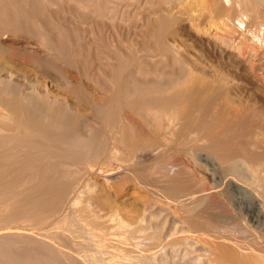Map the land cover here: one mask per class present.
Returning a JSON list of instances; mask_svg holds the SVG:
<instances>
[{
    "label": "bare ground",
    "instance_id": "obj_1",
    "mask_svg": "<svg viewBox=\"0 0 264 264\" xmlns=\"http://www.w3.org/2000/svg\"><path fill=\"white\" fill-rule=\"evenodd\" d=\"M154 1L149 44L104 96L75 91L54 70L53 31L38 19L35 42L30 27L14 30L13 45L0 41V264H264V109L236 99L242 69L264 93V0ZM171 143L199 150L203 173H177L164 199L128 197L157 177ZM208 192L242 225L194 216Z\"/></svg>",
    "mask_w": 264,
    "mask_h": 264
},
{
    "label": "rangeland",
    "instance_id": "obj_2",
    "mask_svg": "<svg viewBox=\"0 0 264 264\" xmlns=\"http://www.w3.org/2000/svg\"><path fill=\"white\" fill-rule=\"evenodd\" d=\"M6 1H8L7 3H9V0ZM10 1L11 2L13 1V3L10 2L11 3L10 6L14 4V2L15 4H17L16 5L17 7H15L13 10L11 9L8 10L10 6L6 9V6H8V4L7 3L5 4V0H0V3L3 2L6 5L4 6L5 8L2 6V3L0 5V9L4 10L3 12H5L4 15L2 14L3 17H1L2 15L0 14L1 15L0 28L3 27V29H5L6 28L5 26L8 27V24H10L9 25L10 28L8 29L9 32L8 30H6L7 28L5 29V31H1L2 33L7 32L6 34L7 36L3 38V35H0V41L4 42L7 45H13L14 44L13 42L20 34L19 32H21V30L27 31L29 29V28L27 29V27H30V30H33L32 33L33 32L35 33L34 29L31 28L33 27V25H31V21L33 22L34 20L38 19V21L43 23V24L41 23L42 27L45 28L47 32L53 31L52 33L50 32L51 35H49L50 33L49 32L47 33L42 28L50 36L49 38L50 40L51 38H53V40L56 41L55 44L53 43L55 45V47L53 45L54 47L53 53L58 54L61 60L59 61L58 66L54 68V70L60 71L61 76L64 77L69 82H71V84L73 85V89L75 91L80 90L89 93L92 96H98V95L104 96L103 94L107 90V88H109L111 81L121 73L124 76L122 70L123 69L125 70L126 66L128 68L129 66L128 64L132 63V61L130 62L131 59L134 61L135 58L133 59V57H135L136 56L135 54H137L136 52L139 51L140 48L139 46L141 42L145 44L147 42V39L149 38L148 31H151L152 29L151 28L149 30V27H151L150 25L153 24L155 20V16L152 15V12L155 8L157 9L158 7V4L156 5L154 0H10ZM14 6L15 5H13V7ZM152 8L154 9L152 10ZM5 9L8 11L6 12ZM149 12H151V14H149ZM7 20L8 21L10 20V22L12 20L13 21L12 24L14 26H12L11 23H8ZM5 22L7 23L6 25L4 24ZM23 27H25L26 30ZM14 30L15 32L18 31L19 33V34L16 33V37L14 36L15 34ZM30 30L26 32L29 35L31 33ZM23 33L25 34V32ZM34 33L33 35H31L32 38H30V40L32 39V42L36 41L35 38L36 34ZM28 34H26V36H28ZM19 36H21V34ZM143 41L146 42L144 43ZM148 42L146 43L147 45L149 44ZM22 61L25 62L26 70L30 74L31 72L29 71V69L33 62L29 59ZM122 63H124L125 65ZM130 67L129 70L126 69V71L128 70L127 72L132 70V65ZM117 68L120 69L119 70L121 71L120 74H117L119 72ZM126 71L125 74H128ZM113 75H115V77ZM236 75L239 78V82H240L239 83L240 90H239V94L237 95L239 97L236 96V99L238 100L237 103L248 106L249 109L252 111L256 109L259 110L262 108L264 109L263 106L264 93L262 91V85L258 75L255 76L253 73L247 72L245 69L244 70L242 69V72H237ZM104 84L107 85L105 86ZM54 89H56V92L58 93H64L65 90V89L61 90L56 87ZM164 150L167 151L168 153L170 150L171 156L169 157V159L158 158L155 160V162L160 163V166L157 169L158 172L157 177H152V178L144 177L146 180L143 179V181H141L142 184L140 183L137 186V189L129 190V193L127 195L128 197L131 196L132 198L133 197L132 195L134 193L135 196H139L138 194L141 193V195L143 194L145 196H149L150 198L151 197L158 198V196L160 195L161 199H164V194H165L164 186L167 185L168 181L172 177L176 176L177 173L180 175V177H183L185 174L187 175L188 168H189V172L192 173L195 171L194 169L196 168V166H197L196 169L198 170L201 169L200 171H202L203 173V169H202L203 166H201V168H198L200 167L199 165H201L200 163L202 164L204 163L202 161V158L199 159V157L202 156L201 153L198 156V153L200 152L199 150H197L198 153H195L197 151H194V149L191 148L188 152V149H185L184 147L181 146H176L174 143H171L169 146L164 147L163 151ZM240 162L241 161L235 162V167H236L235 170L238 171L235 172L237 173V175L241 174L240 177L243 175L247 179L249 178V176H251L249 174L250 170L247 169L248 167L245 168V166H247L245 163L240 164ZM189 165L191 166V169ZM227 165L221 166L222 167L221 170L224 169V171L226 170L228 172L229 170H232L234 168V164L230 165L231 168L233 166L232 169L227 168L229 166ZM193 166L195 168H193ZM192 168L193 171H190L192 170ZM218 169L220 170V167ZM185 170L187 171L185 172ZM217 170H216L217 173H224V171L219 172V170L218 171ZM233 170L232 172H234ZM184 172L185 174L182 176ZM195 172H197V174L199 173L198 171ZM245 174L249 176L246 175L247 176L246 177ZM194 175H196V173H194ZM243 176L242 178L244 179ZM249 179L251 180V178ZM249 179L247 181H250ZM146 183L150 184L151 186L152 184L154 185L152 187V190L149 189L148 186L145 187ZM225 183H223L222 186H227V184ZM208 186L210 187V184H207V186L205 187L208 188ZM223 188L225 189V187H222V190L225 194H228L227 198L231 201L234 198L232 197L234 196V193H232V191L229 188L227 189L230 190L231 192L228 191L229 193H227V190L224 191ZM154 194H156L157 196ZM207 194L208 195L204 197L203 201L196 209L197 212L196 214H194V216L199 215L198 213L199 211L201 216V211H203L206 214L205 216L203 214L202 217L203 218L205 217L204 218L205 220L210 219L209 221H211V218L213 219L214 216L218 214V219L216 220L214 218L211 221L212 223L221 224L220 222L224 220L222 221V223L226 221V225L228 224L227 223L228 221H230L229 223L233 222V225L228 224L227 228L230 226L229 228L232 229V226H234L236 223L237 224L235 227H237L238 223L240 224V222H238L239 220H237L238 216L234 214L235 211L232 210V214H234L233 217L236 216L237 219L236 217L234 218L232 217L230 213L231 210L228 211V208L230 207H227V205L225 206L224 204H222L224 203V201L222 198L219 200L218 198L219 195L215 193L216 196H218L217 197L218 202H217V198L216 196H214L215 195L214 193L208 192ZM229 195L230 197H228ZM213 196L216 199V202L211 201V200H215L214 198L212 199ZM140 203L142 202L140 201ZM231 203L234 204V201L233 202L231 201ZM212 205L213 207L216 206L217 209L213 208L211 210ZM218 206L220 207V209ZM223 206L227 208V211L224 210L226 208H224ZM157 207L158 205L155 206V208ZM159 208L160 206L157 209L161 210V208L160 209ZM241 208H242L241 212L245 211V207L240 206L237 208L236 214L241 213L240 212ZM157 209L152 210V212H157ZM162 214L160 216L158 215V213L156 214L157 219L160 217L159 222L161 224L163 223V221H165L166 212L164 215ZM219 216L221 217L219 218ZM202 217L200 218L203 219ZM166 218H168L167 214H166ZM204 219L202 221H204L205 223ZM246 219L248 220V218ZM214 220L215 222H213ZM231 220H234L236 222L234 223V221ZM172 221L173 219L169 217L167 223L165 222L162 224L164 225L163 227L160 224H158V222L156 223V225H159L163 228V232H164L163 237L165 236V234H167L165 232L166 230L168 232L169 230L172 229L173 227L171 226V224L173 225ZM168 223L171 227L167 226ZM165 224L167 227L165 226ZM247 224L250 225L251 223L249 224L248 222L246 223V225H243V227L247 226ZM211 225L213 226L214 224ZM240 225H242V223ZM208 226L207 228H209ZM164 227L166 229H164ZM158 229L161 228L158 227Z\"/></svg>",
    "mask_w": 264,
    "mask_h": 264
}]
</instances>
